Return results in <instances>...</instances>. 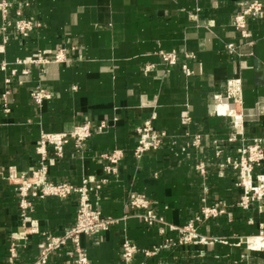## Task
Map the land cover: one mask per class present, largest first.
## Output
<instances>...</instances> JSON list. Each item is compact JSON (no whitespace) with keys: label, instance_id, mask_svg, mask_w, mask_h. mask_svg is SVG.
<instances>
[{"label":"crops","instance_id":"obj_1","mask_svg":"<svg viewBox=\"0 0 264 264\" xmlns=\"http://www.w3.org/2000/svg\"><path fill=\"white\" fill-rule=\"evenodd\" d=\"M9 1L15 3L10 18L19 10L40 27L26 37L9 34L4 39L0 32V264L18 225V196L6 179L9 170L19 174L38 166L36 148L42 133H68L83 122L94 130L101 121L108 128L93 133L79 151L72 141L64 145L61 158L54 156L51 146L45 148L52 162L49 179L74 185L84 177H105L107 162L101 155L123 151L118 173L107 177L97 205L106 217L126 219L104 233L81 236L90 264H124V237L140 251L163 242L155 228H148L128 209L130 192L143 193L154 211L177 227L204 205L227 206L224 214L198 225V234L209 239L206 243L170 246L148 258L140 252L133 264H264L261 242L251 238L264 233V212L237 207L241 193L237 174L218 168L226 156L237 155L241 142L264 137V12L248 19L244 40L232 20L252 0ZM17 3L23 5L18 8ZM230 43L235 53L227 51ZM60 49L65 50V60L56 63L51 59ZM160 51L175 52L176 65H165ZM36 55L50 61L28 63ZM182 64L191 75L181 71ZM229 83L240 92L236 106L226 98ZM37 87L50 93L40 106L30 97ZM215 96L241 115L240 133L233 142H227L235 132L232 120L212 112ZM218 111L234 116L223 106ZM152 115L153 128L164 131L174 144L166 142L138 161L133 156L136 128ZM197 135L200 146L195 148L189 143ZM217 148L222 150L220 157L215 155ZM198 159L211 169L207 175L195 170ZM262 175L264 163L251 182ZM76 213L75 195L35 200L30 217L39 233L18 250V262L32 264L44 234H60L75 223ZM165 236L175 241L178 234L171 231ZM71 257L67 246L47 264H73Z\"/></svg>","mask_w":264,"mask_h":264},{"label":"built area","instance_id":"obj_2","mask_svg":"<svg viewBox=\"0 0 264 264\" xmlns=\"http://www.w3.org/2000/svg\"><path fill=\"white\" fill-rule=\"evenodd\" d=\"M15 5L9 0H0V13L2 22L0 25V32L7 39V35L14 34L22 37L28 36L35 29L40 27V23L24 18L20 11L15 12V18L9 17V9ZM23 3H17V7ZM264 12V3L260 0H252L249 4L236 13L232 20V26L237 31L241 39L248 38L247 21L250 18L260 16ZM226 49L229 53H235L236 47L233 44H227ZM161 61L167 66H174L177 63V56L175 52L159 53ZM187 57L191 58V55ZM56 63L65 60V50L60 49L51 59ZM50 60L36 55L28 60L32 64H47ZM1 69H5V64L1 65ZM181 71L189 76L192 74L191 69L182 64ZM9 82L8 79L5 80ZM8 92L1 95L2 100H5ZM227 99L231 100V105L236 106L240 101V92L234 83H229L227 87ZM30 97L33 103L40 106L43 101L50 98V93L41 87H37L30 92ZM225 107L233 113L238 114V118L231 115L220 114L219 107ZM6 110L5 106L3 105ZM213 113L229 117L234 126L235 132L231 134L227 142L236 140L240 133L239 123L241 115L235 107H231L229 103L223 102L219 96L214 97ZM144 121L142 125L136 128L137 142L133 151V156L136 160L140 159L145 153L155 151L162 147L166 142H169L168 135L164 131H157L151 125V120ZM189 117L184 119L188 124ZM108 128L105 121H101L93 130L89 122L79 123L73 126L68 133H42L40 135L39 144L36 152L40 155L38 166L23 173H17L14 169H10L6 179L9 183L15 186L18 196V225L15 233L9 237L7 255L3 264H20L18 262L20 248H26L29 238L38 234L37 222L30 217L34 210V201L43 200L51 197L60 200L67 199L72 195L77 197V213L76 220L73 225L63 229L57 235H45L42 240L37 243L38 257L32 264H47L49 259L56 253H60L67 246L71 247V258L73 264H90L89 257L86 250L81 246V236H94L98 233L108 231L113 225L120 220H125L126 216L120 219H114L102 215L97 202L99 199V191L107 181L109 175H116L118 173V165L122 161L124 154L122 150L115 149L110 153H104L101 158L107 164L104 166L105 177L95 179L94 177H84L80 185H74L70 182H54L48 177L49 166L51 160L47 157L45 148L51 146L54 156L61 158L63 156V147L69 141L74 143L76 151L82 149L84 142L91 137L93 133H102ZM172 146L174 142H169ZM190 146L198 148L200 146L199 136L193 137ZM221 149H216L215 155L220 157ZM237 155L235 157L226 156L225 160L218 164L219 169L230 168L237 174L236 186L241 189L240 196L236 206L244 209H256L258 212H264V175L259 180L252 183L251 179L255 177V170L262 167L264 163V137H258L251 142H241L236 149ZM195 170L201 175H207L211 170L205 161L198 159L194 165ZM126 205L128 209L133 212L135 217H138L148 228H155L158 235L163 237V242L150 249L139 250L138 247L130 242L127 238H123L121 242V256L124 264H133L136 256L141 252L143 257L148 258L156 255L160 250L170 246H185L198 243H206L209 239L201 237L197 232V227L200 223L209 218H215L225 213L226 205L221 203H213L212 205H204L200 212L190 218L185 225L177 227L168 224L164 218L154 211L150 200L143 194L137 192H130L127 196ZM175 231L178 234L177 239L173 241L165 235L167 232ZM251 238H258L264 248V233L260 231L259 235ZM144 264V263H140Z\"/></svg>","mask_w":264,"mask_h":264},{"label":"bare ground","instance_id":"obj_3","mask_svg":"<svg viewBox=\"0 0 264 264\" xmlns=\"http://www.w3.org/2000/svg\"><path fill=\"white\" fill-rule=\"evenodd\" d=\"M218 109H219V108H218ZM233 114H234V116H233V117L237 118V117L235 116L236 114H235V113H233ZM256 239H257V238H256ZM257 243H258V242H257Z\"/></svg>","mask_w":264,"mask_h":264}]
</instances>
